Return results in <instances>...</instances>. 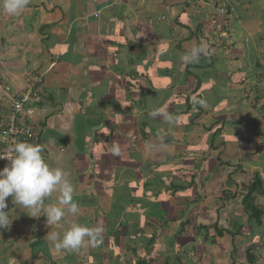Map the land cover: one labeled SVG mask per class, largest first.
I'll return each instance as SVG.
<instances>
[{"label":"crops","instance_id":"1","mask_svg":"<svg viewBox=\"0 0 264 264\" xmlns=\"http://www.w3.org/2000/svg\"><path fill=\"white\" fill-rule=\"evenodd\" d=\"M263 1L0 0V109L8 107L7 87L26 91L42 77L52 110L42 155L29 168L35 192L10 200L1 215L0 264L83 263L92 249L78 259L67 231L84 226L90 235L95 213H106L92 204L100 201L96 194L117 188L111 173L143 158L160 160L146 168L171 167L177 147L191 152L180 160L203 159L190 190L219 200L209 215L223 233L212 229L223 262L211 258L210 264H250L249 250L253 264H264V195L254 193L251 201L263 211L260 226L240 200L253 179H263L264 102L253 97L252 86L264 91ZM196 89L197 111L186 99ZM220 114H227L223 134L209 150L205 142L213 132L207 127ZM237 137L239 150L226 148ZM248 154L254 161L241 163ZM139 173L130 181L141 180ZM247 180L253 183L245 190ZM237 230L257 243L237 245Z\"/></svg>","mask_w":264,"mask_h":264},{"label":"rangeland","instance_id":"2","mask_svg":"<svg viewBox=\"0 0 264 264\" xmlns=\"http://www.w3.org/2000/svg\"><path fill=\"white\" fill-rule=\"evenodd\" d=\"M250 1L251 0H246L245 4H249ZM254 59L255 58L250 56L249 61L255 63ZM190 71L193 75L197 74L196 69ZM251 76H253V74H251ZM252 86H254L253 97L257 99L256 97L261 96L257 102H264L263 89L259 86L256 87L253 83ZM244 92L250 95L246 89H244ZM170 95L173 96L172 93H170ZM251 104L253 105L252 100ZM254 104H256V106L258 105L256 102H254ZM173 105L174 104H170V106ZM244 107H248L246 103L243 108ZM197 109V106L192 108V110L195 111H197ZM199 111L202 112L203 110L199 109ZM253 114L254 113H249L248 115L250 116ZM263 114L264 113H262V115ZM249 116H246V119L250 118ZM228 118L233 119L234 117L228 116ZM226 119L227 114H220L219 120H216L215 131L217 128L220 129L217 136L223 134ZM262 119L263 117L260 118L261 121ZM211 122L212 121L209 120L206 123L210 126L213 123ZM249 133L250 135H253L254 138L256 137V139H259L253 134V131H249ZM233 139L234 141L231 139L226 142V148L229 150L233 149L234 152H236L235 150L239 149L235 141H238L239 138L237 137ZM185 140L187 141V139ZM215 141L216 134L211 133L209 139L205 142V146L211 150V146H213L212 149L216 147L214 145ZM191 142L196 144L198 141L192 138ZM176 150L177 151L174 150L171 155V167L163 165L164 168L166 167L165 169L146 168L149 165H154L160 160L159 158L157 160L156 158L151 159L147 164L145 158H143V160L136 161L139 165L140 163L143 164L142 168H138L137 163L128 164L127 162H124L121 165L122 167H125L124 169H121L122 171L116 170V173H111V175H114L117 179L119 184H114L117 185V188L115 190L113 189L114 191L107 192L103 190L101 193L99 192L96 194V196H99L100 199L98 200L100 201H94L92 204L95 208L96 206L101 205V209L103 208L106 213H95L90 223L92 226L90 229V235L87 238L85 237L87 234V227L84 228V226H81L79 227V230H76L77 226L75 225V230L72 229L70 231L68 229L67 231L69 234L68 237L71 239L72 246L74 247L73 253L77 254V257L79 254L81 255L80 252H83L85 249H92V257L88 258L83 263H80L79 260L76 259L77 261L75 260V264H142L141 262L144 264H210L212 259L217 262H223V258L219 256V252L221 251L217 247L218 244L216 245V243H214L215 239L217 242L219 239V237L215 236V231L206 234L208 233L206 230H200V225L207 224L209 226L211 224L214 225V223L217 222L218 219L216 221L212 220L209 215V210L213 208V202L216 201V203H218L219 200L209 197L210 195H207L208 197L202 200L196 195L197 193L193 189L190 190V185L192 184L191 182H193L194 177L201 173V170L198 169L202 168L203 159L200 156H197L190 157L189 160H186V157H182L180 160L178 158L179 155L183 153L188 155L191 152H189V148L186 149V147H177ZM156 154L159 157L158 151ZM258 155H260L258 166L260 167V171H262L261 175L264 179V153ZM193 158L195 159L193 160ZM162 160L165 161L166 159L163 157ZM44 161H46V159L43 157L41 164H43ZM240 161L243 164L249 165L254 159L253 156L248 154L247 157ZM126 167H129V169H126ZM128 171L129 173H127ZM135 171H140L141 173V175L139 173L141 180L138 182L135 180L130 181V179L133 178ZM149 173H154L155 179H149ZM124 178L125 187L122 185ZM110 180H114V178H111ZM249 181L250 180L246 181L245 190L251 186L250 183H253L252 180L251 182ZM100 186V181H98L97 187L99 188ZM179 187H181V190H178ZM126 189H129L128 194ZM161 190H163L162 193L159 192ZM91 191L93 190L91 189ZM171 192H178L177 195L174 196L173 201L169 200ZM246 196V192L242 193L240 200H243ZM253 196L254 194L250 201L254 200ZM176 197L177 199L175 200ZM93 198V195L89 197V199ZM130 199L133 201L131 200L130 202ZM193 200H199L198 204L194 206L188 205L189 202H193ZM147 201L149 203L142 213L141 209ZM171 202H173V207L171 206ZM155 203H157L158 206ZM178 203L184 204V206L178 208ZM124 204L125 206L126 204H129V209L132 210L125 208V206H123ZM159 206L164 210L168 208L167 212L163 211L164 214H169L172 211L170 216L173 220L182 219L185 214L182 209L189 206L190 212L188 211V217L185 216V219H182L183 222H189L186 227L183 226L185 232L182 236L175 237L178 231H182L183 227H180V223H174L168 215H164V218L167 219V221L161 218L163 214L159 215L157 213V208H159ZM77 219L80 223L83 221L84 217L80 215ZM207 219H209L208 222L205 221ZM166 223L171 226H168L159 233L161 224L166 226ZM120 225H122L120 233H117ZM154 235H158L157 240L151 243L150 240H152ZM234 237H237L236 239H238L237 245L240 243L242 245H245L246 243L247 245H255L257 243L250 241L246 235L243 238L238 235L232 236L233 239ZM228 241L229 240L226 242L228 248H234L233 244L236 245L235 241L231 239L230 243ZM79 258L80 257H78V259Z\"/></svg>","mask_w":264,"mask_h":264},{"label":"built area","instance_id":"3","mask_svg":"<svg viewBox=\"0 0 264 264\" xmlns=\"http://www.w3.org/2000/svg\"><path fill=\"white\" fill-rule=\"evenodd\" d=\"M42 77L25 92L5 89L8 107L0 109V218L10 200L31 197L36 184L29 168L41 155L50 98Z\"/></svg>","mask_w":264,"mask_h":264},{"label":"trees","instance_id":"4","mask_svg":"<svg viewBox=\"0 0 264 264\" xmlns=\"http://www.w3.org/2000/svg\"><path fill=\"white\" fill-rule=\"evenodd\" d=\"M229 13V12H228ZM196 69V66H193V67H190V70L191 69ZM191 74H192V72H191ZM197 92V89H196V91L194 92V93H192V94H189L188 96H187V106L189 107L188 109H191V108H193V105H192V103H193V94H195ZM215 126H216V124H214V125H212V126H210V127H207V132L208 131H210V132H213V133H215L216 135L219 133V131H220V129H217L216 131H215ZM212 147L213 146H211V149H212ZM223 166H228V167H230L231 166V164H228V163H221ZM156 170V169H155ZM154 170V171H155ZM152 176L153 177H155L154 176V173H152ZM253 186L251 187V188H249V191H248V194H247V196H246V198H244L243 200H242V208H243V212L245 213V215H247L248 216V218H249V220L250 221H254V223L256 224V225H258V226H260V224H261V221H262V218H263V211H262V209L257 205V204H255V203H252L251 201H250V199H251V197H252V195L255 193V194H259V195H264V189H263V185H264V183L262 182V180H260V178H258V177H256L255 179H253ZM173 188V187H172ZM115 189V188H114ZM127 190V194L129 193V189H126ZM178 190H181V187H179L178 188ZM162 191L163 190H161V191H159V192H161L162 193ZM177 193L178 192H176V193H174V192H171V195H170V197H169V200H171V201H173L174 200V196H176L177 195ZM157 196H159V195H157ZM129 199V198H128ZM134 199V198H133ZM177 199V197L175 198V200ZM131 200L132 199H130L129 201L131 202ZM133 201V200H132ZM197 202V201H196ZM148 201L145 203V205H144V207L141 209V211H142V213L144 212V209H145V207L148 205ZM157 206H158V204L157 203H155ZM193 204H194V200H193ZM188 205H191V203H189ZM171 206L173 207V202H171ZM181 206H184V204H180V203H178L177 204V207L179 208V207H181ZM125 208H127V209H129L130 208V205L129 204H126V206H125ZM132 208V207H131ZM158 210V214L159 215H162L161 216V218H163L164 220H166L167 221V219H165L164 218V215H168L169 216V218H171V216H170V214H171V212L169 213V214H164L163 213V211H168V208H166V210H164V209H162V207L160 208V206H159V208H157ZM129 210H132V209H129ZM183 210V213L185 212V214H184V216H183V218L182 219H185V216L186 217H188V211L190 210V208H189V206L188 207H186L185 209H182ZM147 212V211H146ZM190 212V211H189ZM172 220H173V218H171ZM182 219L180 218V219H175V220H173L174 221V223L175 222H177V223H180V227H186L187 226V224L189 223L188 221H182ZM169 223V222H168ZM168 223H166L165 225L166 226H164V225H162L161 224V228H160V230H159V233H161V231H163L165 228H167L168 226H171V225H168ZM120 228L118 229V231H117V233H120V229H121V227H122V225H120L119 226ZM184 227L182 228V231H178L177 232V234H176V236L175 237H177V236H182L183 235V233L185 232L184 231ZM216 228V235H218L219 237H221L222 235H223V233H221L220 231H218V228L216 227V225H214V226H212V227H207V226H202V225H200V230L202 229V230H206L208 233H206V234H209L211 231H212V229H215ZM240 230V229H239ZM239 230H237L234 234H233V236H235V235H238V236H240L239 234H240V232H239ZM179 234V235H178ZM159 235V234H158ZM158 235H154L153 236V238H152V240H150L151 241V243H153V242H155L156 240H157V237H158ZM160 236V235H159ZM252 255H251V250H249L248 251V253H247V259L249 260V262H250V264H253V262H254V260L252 259ZM142 264H144L143 262H141Z\"/></svg>","mask_w":264,"mask_h":264},{"label":"clouds","instance_id":"5","mask_svg":"<svg viewBox=\"0 0 264 264\" xmlns=\"http://www.w3.org/2000/svg\"><path fill=\"white\" fill-rule=\"evenodd\" d=\"M51 115H52V110L49 109V117H48V119H47V121H46L45 128H46V126H47V124H48V121H49V118H50ZM44 136H45V135H44ZM43 143H44V141H43ZM42 150H43V145H42ZM42 150H41V155H42ZM41 155H40V156H41Z\"/></svg>","mask_w":264,"mask_h":264}]
</instances>
